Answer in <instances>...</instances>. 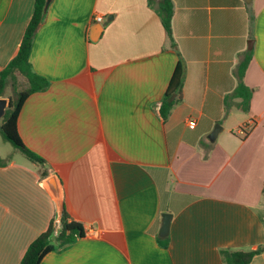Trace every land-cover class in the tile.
I'll return each mask as SVG.
<instances>
[{"label": "crops", "instance_id": "crops-1", "mask_svg": "<svg viewBox=\"0 0 264 264\" xmlns=\"http://www.w3.org/2000/svg\"><path fill=\"white\" fill-rule=\"evenodd\" d=\"M157 2L49 3L29 52L49 83L17 118L23 143L44 162L0 155V264H19L56 216L41 185L50 174L84 235L39 264H226L221 249L259 246L249 264H264V0H172L174 44ZM33 4L0 0V70L18 51ZM245 51L248 109L235 97L226 111ZM178 60L183 97L162 120L156 105ZM17 82L26 84L22 75ZM12 92L8 82L0 97ZM163 212L172 214L166 246Z\"/></svg>", "mask_w": 264, "mask_h": 264}, {"label": "trees", "instance_id": "trees-1", "mask_svg": "<svg viewBox=\"0 0 264 264\" xmlns=\"http://www.w3.org/2000/svg\"><path fill=\"white\" fill-rule=\"evenodd\" d=\"M45 0H34L33 9L29 21L24 29L18 51L10 61L0 70V95H3L5 86L11 82L12 87L16 86L17 76L22 75L26 84L20 89L13 88L12 94L8 97V105L5 114L0 119V134L2 138L9 142L12 147L22 153L30 161L43 164L44 160L25 146L17 129V118L21 106L25 99L33 92L44 89L48 85V80L37 74L29 61V52L32 40L37 27L43 21L46 12L43 10ZM157 13L169 39L174 44L171 32V18L173 15L172 0H158ZM251 59V51L241 53L238 63L233 70L236 78L235 88L224 97V107L229 108L232 98H241L239 107L242 110L248 109L251 96L250 88L244 83L243 76L245 69ZM185 79V65L182 60H178L161 100L157 103L156 109L162 120H166L173 106L179 103L183 97V82ZM1 162V159H0ZM43 172V175H46ZM264 195V186H263ZM54 219H51L47 228L38 234L26 248L19 264H39L42 257L53 249H61L72 244L76 239L84 235L81 223L70 219L67 211L63 208L60 222V229L55 233ZM168 237L159 238V243L167 245ZM262 251V247L250 250H220L223 262L226 264H249L252 258Z\"/></svg>", "mask_w": 264, "mask_h": 264}, {"label": "water", "instance_id": "water-1", "mask_svg": "<svg viewBox=\"0 0 264 264\" xmlns=\"http://www.w3.org/2000/svg\"><path fill=\"white\" fill-rule=\"evenodd\" d=\"M51 0H45L43 10L46 12L47 7ZM251 48V45L248 46ZM8 105V100L4 97H0V119L5 114L6 107ZM221 126L216 124L211 132L208 134L209 141H214ZM42 187L51 195L55 204V219H54V230L55 233L60 229L61 215L63 211V191L61 186V181L56 174H50L46 176L43 181H41ZM172 214L168 212H163L161 214V225L159 228V236L165 237L169 234L170 221Z\"/></svg>", "mask_w": 264, "mask_h": 264}, {"label": "rangeland", "instance_id": "rangeland-1", "mask_svg": "<svg viewBox=\"0 0 264 264\" xmlns=\"http://www.w3.org/2000/svg\"><path fill=\"white\" fill-rule=\"evenodd\" d=\"M20 79L22 80V78H20ZM17 83H18V82H17ZM18 85H19V84H16V86H13V88H14L15 90H18V89L22 88L21 86L19 87ZM23 86H24V85H23ZM9 153H13V154H14L13 156H14L16 159H22V157H23V156L20 154V152L14 151L12 145H11L9 142L5 141V140L2 138L1 134H0V155L3 156V157H6L7 154H9Z\"/></svg>", "mask_w": 264, "mask_h": 264}, {"label": "built area", "instance_id": "built-area-1", "mask_svg": "<svg viewBox=\"0 0 264 264\" xmlns=\"http://www.w3.org/2000/svg\"><path fill=\"white\" fill-rule=\"evenodd\" d=\"M94 19H95L96 21H98V22H101L102 19H103V17H102L101 15H97V16L94 17ZM195 124H196V122H195L194 119H189V120L187 121V125H188L189 127H191V128H193V127L195 126ZM243 130H244V127H242L240 131H241V132H244Z\"/></svg>", "mask_w": 264, "mask_h": 264}]
</instances>
